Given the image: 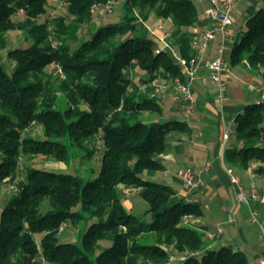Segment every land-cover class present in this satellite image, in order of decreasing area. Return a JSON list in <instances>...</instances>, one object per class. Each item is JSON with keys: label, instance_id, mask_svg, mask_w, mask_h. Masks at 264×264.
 Returning a JSON list of instances; mask_svg holds the SVG:
<instances>
[{"label": "trees", "instance_id": "1", "mask_svg": "<svg viewBox=\"0 0 264 264\" xmlns=\"http://www.w3.org/2000/svg\"><path fill=\"white\" fill-rule=\"evenodd\" d=\"M52 1L0 0V187L10 182L12 189L0 210V264H250L229 245L211 247L207 229L186 220L202 214L197 203L142 178L164 168L157 156L168 136L189 127L148 119L163 112L156 79L182 71L139 16L170 18L169 35L189 59L198 37L192 0H120V20L100 25L92 23L94 5L110 0H61L65 13L41 20ZM244 27L230 64L245 62L264 83V9L252 8ZM15 31L24 39L13 46L8 34ZM236 120L241 146L226 149L225 161L240 169L264 163V103L247 105ZM35 124L41 136L28 132ZM97 149L98 174L84 179L78 165L94 172L86 163ZM37 157L66 169L32 165ZM120 187L140 189L143 215L126 207ZM68 224L79 243L59 240Z\"/></svg>", "mask_w": 264, "mask_h": 264}, {"label": "crops", "instance_id": "2", "mask_svg": "<svg viewBox=\"0 0 264 264\" xmlns=\"http://www.w3.org/2000/svg\"><path fill=\"white\" fill-rule=\"evenodd\" d=\"M192 2L198 7L195 30L199 35L211 24L204 13L209 2ZM252 8L264 9V0H235L233 5L232 35L222 52L229 70L225 74L226 99L221 105L218 104V88L211 82L209 70L210 61L219 55V36L200 54L197 76L190 83L195 108L189 116L183 114L182 104L177 99L179 91L173 80L162 77L156 79V96L163 112L155 116L150 114L148 119L183 120L189 130L172 132L168 136L165 152L157 156L164 168L145 170L142 178L171 186L176 191L175 198L184 197L186 201L197 203L202 214L198 217H186V220L216 233L208 241L211 247L229 245L242 251L250 264H260L264 261V239L261 232L264 227V163L253 162L249 168L240 169L227 163L224 158L226 149L241 146L236 138L237 116L249 104L264 103V83L260 71L251 70L245 62L232 66L229 61L231 48L240 39V31H245V21ZM163 21L171 22V19ZM158 22L161 20L156 18L154 23ZM153 24L146 27H155ZM160 45L174 61L180 56L170 36ZM226 131L229 136L225 140L223 134ZM97 161L99 163V158ZM54 166L56 169H51H66L62 163H55ZM185 167L192 168L201 180L200 186L191 192L183 188L178 174ZM229 168L232 170L231 174L227 171ZM258 168L262 169L257 171ZM231 175L237 178V182L232 181ZM252 187L257 189V197L251 198L247 194V203L242 200L241 193H249ZM123 190L124 188H119L126 207L133 212L135 203L141 199L140 189L137 188L130 195H125Z\"/></svg>", "mask_w": 264, "mask_h": 264}, {"label": "built area", "instance_id": "3", "mask_svg": "<svg viewBox=\"0 0 264 264\" xmlns=\"http://www.w3.org/2000/svg\"><path fill=\"white\" fill-rule=\"evenodd\" d=\"M209 2L208 7L204 10L205 15L211 21L209 28L200 33L198 37L193 41V48L196 49V53L189 59H185L181 56L177 57L176 63L180 66L182 71V77H175L173 82L178 88L179 95L177 99L181 102L183 107V114L189 116L193 113L195 108V98L190 89V83L197 76V66L200 59V54L205 51L209 46V43L215 39L216 36L220 37V47L219 55L210 61L209 70H210V80L218 88V104L221 105L226 99L225 90L227 88L225 81V74L229 70V65L226 59L222 56V52L226 47V43L229 41L232 35V9L235 0H207ZM113 0L108 1L106 4H97L94 5V10L101 9L102 12H110L112 9ZM147 32L150 37L155 39L160 49H163V46L160 43H165L167 38L170 36L168 30L163 27H147ZM158 51V50H157ZM229 133L226 131L223 134V139H227ZM228 173L231 174L232 170L227 169ZM179 177L182 181L183 188L187 192H191L197 189L201 180L195 175L192 168L185 167L179 171ZM233 182H237V178L231 175ZM136 187H125L124 194L130 195L136 191ZM249 194L251 198L257 197V189L252 187L249 193L242 191L241 198L243 201L248 203ZM66 227L65 223H62L60 230H63ZM262 229V237L264 239V227ZM216 233L213 231L206 230L204 238L213 239ZM260 264H264L262 261Z\"/></svg>", "mask_w": 264, "mask_h": 264}, {"label": "rangeland", "instance_id": "4", "mask_svg": "<svg viewBox=\"0 0 264 264\" xmlns=\"http://www.w3.org/2000/svg\"><path fill=\"white\" fill-rule=\"evenodd\" d=\"M51 3H52V5L48 9L47 15L44 17H41V20L45 19V17H52V16H56V15L65 13V5L61 0H54ZM197 9H198V7H197ZM199 11H200V9H199ZM121 13H122L121 1L120 0H113L112 9L110 12H102L101 9L95 10L92 23L95 25H100L103 23L118 21L121 18ZM21 17H23L22 14L17 15L16 17H14V19H17V18L20 19ZM155 19H156L155 15L152 12H148V17L145 20L141 16H139V20L142 21L146 26H148V24H153L155 22ZM159 20H161V22H158V24L157 23L153 24L155 27L159 28V26H163L167 30H169L170 28H173L172 22H168V21L162 22V19H160V18H159ZM243 34H244V32L240 31L238 39L240 37H242ZM79 35L80 36L82 35L83 38H85L88 35V26L81 27L79 30ZM8 39H9L10 43L13 46H15V45H18L20 42H22V40L24 38L20 32L15 31V32H10L8 34ZM12 45H11V47H12ZM76 46L77 45H74V46H72V48H75ZM6 63L8 64V66L12 65V61H10L8 59H6ZM137 74H139V72L132 76L133 80H135V81L138 80ZM28 132H30L31 134H33L35 136H41L40 135L41 134L40 125H37V124L33 125L32 128ZM100 154H101V149H97L96 152L94 153V157H93L92 162L86 163V165H88V164L92 165L94 172L88 170V167L85 169L84 165H82L84 163H82L81 165L80 164L78 165L80 176H82L84 179H93L98 174L100 163H97L98 162L97 159L99 158ZM95 159H96V162H95ZM23 162H24V160L21 161V163H23ZM30 163L32 165H35L38 167L55 168L56 169V167L54 165L57 162H55L53 160H49V159H44L42 157H37V158H34L32 161H30ZM69 170L73 171L72 168H69ZM80 170H82V171H80ZM24 173H25L24 170H21V173L18 176L22 177V176H24ZM10 185H11V183L9 182V183L3 184L0 187V210L4 206V204L6 203V201L9 198V195L12 192ZM147 208H148V205H147L146 201L141 198L140 202L135 203V207L133 209V214H135L137 216L143 215ZM144 219L147 221H150L152 218H151V215L148 214V215H145ZM77 231L78 230L76 227L68 224L67 228L60 234L59 240H61V242H77V243H79V240H80L79 236L78 237L76 236ZM99 248L101 249V247H99Z\"/></svg>", "mask_w": 264, "mask_h": 264}]
</instances>
